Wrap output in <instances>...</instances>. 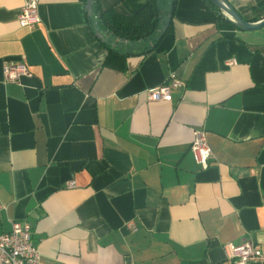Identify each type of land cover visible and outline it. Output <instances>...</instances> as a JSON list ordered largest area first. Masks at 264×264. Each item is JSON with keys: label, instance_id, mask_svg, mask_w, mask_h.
<instances>
[{"label": "crops", "instance_id": "1", "mask_svg": "<svg viewBox=\"0 0 264 264\" xmlns=\"http://www.w3.org/2000/svg\"><path fill=\"white\" fill-rule=\"evenodd\" d=\"M24 1L0 0V234L27 221L40 264H228L224 245L243 241L264 254V26L176 0L153 51L105 63L89 0H38L23 27ZM99 1L122 14L145 2ZM226 1L264 17V0ZM17 61L30 75L5 82ZM170 75L183 83L171 100H147Z\"/></svg>", "mask_w": 264, "mask_h": 264}, {"label": "built area", "instance_id": "2", "mask_svg": "<svg viewBox=\"0 0 264 264\" xmlns=\"http://www.w3.org/2000/svg\"><path fill=\"white\" fill-rule=\"evenodd\" d=\"M17 21L20 26H33L39 21L38 0H25L19 10ZM232 63V61H228ZM3 80L5 82H17L23 75H30L23 61L6 62L3 65ZM183 86L181 80L173 75L160 85L150 87L147 90V100H171L172 90ZM190 151L194 161L203 169L209 165L212 151L206 139L203 129H194L190 143ZM67 187H73L74 181H68ZM2 205L0 204V210ZM127 226L135 230L134 223L128 222ZM30 224L27 221H11L8 232L0 234V264H40V253L32 241ZM228 264H250L264 258L259 245L250 241L240 244L227 243L224 245Z\"/></svg>", "mask_w": 264, "mask_h": 264}, {"label": "trees", "instance_id": "3", "mask_svg": "<svg viewBox=\"0 0 264 264\" xmlns=\"http://www.w3.org/2000/svg\"><path fill=\"white\" fill-rule=\"evenodd\" d=\"M204 1L218 10L210 0ZM175 2L145 0L135 12L122 14L113 7L103 8L99 0H90L87 20L93 33L101 35L98 38L107 49L105 63L111 62L113 57L145 55L153 51L169 28L165 25L169 24ZM219 16L223 17L221 13Z\"/></svg>", "mask_w": 264, "mask_h": 264}, {"label": "water", "instance_id": "4", "mask_svg": "<svg viewBox=\"0 0 264 264\" xmlns=\"http://www.w3.org/2000/svg\"><path fill=\"white\" fill-rule=\"evenodd\" d=\"M219 12L227 18L235 27L241 30H255L264 26V17L258 21L244 20L226 0H210ZM90 3V0L88 1ZM170 4V3H169ZM100 37L101 35L98 34Z\"/></svg>", "mask_w": 264, "mask_h": 264}]
</instances>
